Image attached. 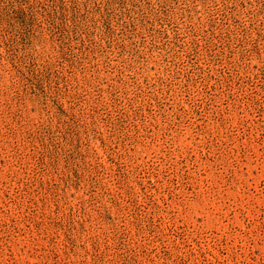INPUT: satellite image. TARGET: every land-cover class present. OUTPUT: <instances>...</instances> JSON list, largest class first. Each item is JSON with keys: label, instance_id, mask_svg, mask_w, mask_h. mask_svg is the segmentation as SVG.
Here are the masks:
<instances>
[{"label": "rangeland", "instance_id": "374dc122", "mask_svg": "<svg viewBox=\"0 0 264 264\" xmlns=\"http://www.w3.org/2000/svg\"><path fill=\"white\" fill-rule=\"evenodd\" d=\"M0 264H264V0H0Z\"/></svg>", "mask_w": 264, "mask_h": 264}]
</instances>
